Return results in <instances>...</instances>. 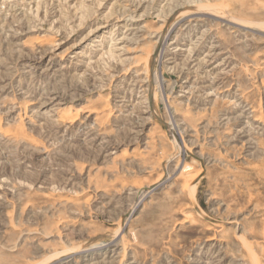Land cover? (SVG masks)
I'll list each match as a JSON object with an SVG mask.
<instances>
[{
	"label": "rangeland",
	"instance_id": "rangeland-1",
	"mask_svg": "<svg viewBox=\"0 0 264 264\" xmlns=\"http://www.w3.org/2000/svg\"><path fill=\"white\" fill-rule=\"evenodd\" d=\"M0 264H264V0H0Z\"/></svg>",
	"mask_w": 264,
	"mask_h": 264
},
{
	"label": "bare ground",
	"instance_id": "bare-ground-1",
	"mask_svg": "<svg viewBox=\"0 0 264 264\" xmlns=\"http://www.w3.org/2000/svg\"><path fill=\"white\" fill-rule=\"evenodd\" d=\"M66 119H69V118H66ZM72 122H74V121H70V122L68 121V123H72Z\"/></svg>",
	"mask_w": 264,
	"mask_h": 264
}]
</instances>
